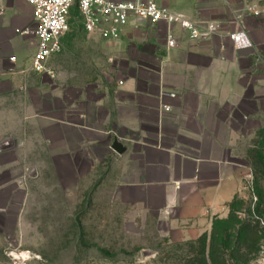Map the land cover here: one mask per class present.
<instances>
[{"label":"crops","instance_id":"obj_1","mask_svg":"<svg viewBox=\"0 0 264 264\" xmlns=\"http://www.w3.org/2000/svg\"><path fill=\"white\" fill-rule=\"evenodd\" d=\"M155 1L196 24L232 11V0ZM35 29L26 0L0 1V217L25 201L27 151L34 161H48L53 176L82 177L105 166L114 197L151 218L168 239L208 236L216 220L228 218L252 176L241 145L249 135V104L257 110L259 96L248 90L245 57L226 27L191 41L165 22L132 18L114 39L81 25L62 37V52L42 75L31 66ZM79 49L81 63L105 57L111 71L92 66L89 82L81 75L74 84ZM59 55L64 88L53 79L44 85L46 76L55 77L57 60L52 69L49 62ZM116 142L122 154L112 149Z\"/></svg>","mask_w":264,"mask_h":264},{"label":"rangeland","instance_id":"obj_2","mask_svg":"<svg viewBox=\"0 0 264 264\" xmlns=\"http://www.w3.org/2000/svg\"><path fill=\"white\" fill-rule=\"evenodd\" d=\"M229 4L232 11L217 15L218 22L197 23L213 25L212 36L224 27L228 37L240 31L247 35L249 46L240 55L247 64L248 90L259 96L257 110L249 104V135L241 145L252 176L228 218L216 220L208 236L191 241L168 239L151 218L114 197L112 175L105 174V166L82 177L53 176L48 161L32 159V152L26 151L31 149L28 144L24 161L30 171L28 192L21 207L11 209L7 218L0 217V264H201L213 241L210 264H264V167L258 162V147L264 142V0H232ZM70 24V33L81 28L77 12L72 13ZM111 51L105 48L106 53ZM80 55L81 49L73 64L79 76L74 84H81V75L84 83L89 82L86 77L92 66L111 71L107 58L90 65L87 60L81 63ZM55 60V77L46 76L43 83L53 79L64 88L65 63L59 55L50 60L49 68Z\"/></svg>","mask_w":264,"mask_h":264},{"label":"built area","instance_id":"obj_3","mask_svg":"<svg viewBox=\"0 0 264 264\" xmlns=\"http://www.w3.org/2000/svg\"><path fill=\"white\" fill-rule=\"evenodd\" d=\"M1 1V0H0ZM32 8L36 21V52L32 59V70L38 74L48 73V61L62 52V37L70 30V16L76 7L88 34H98L103 39L118 37L122 29L133 18L150 25L165 22L167 25H179L185 30L191 41L209 39L215 33L213 25H199L182 15L173 14L160 7L155 0H134L116 2L112 0H26ZM229 39L238 49L249 46L244 32L231 34ZM171 36L167 46L174 47ZM164 110L169 107L164 106Z\"/></svg>","mask_w":264,"mask_h":264},{"label":"trees","instance_id":"obj_4","mask_svg":"<svg viewBox=\"0 0 264 264\" xmlns=\"http://www.w3.org/2000/svg\"><path fill=\"white\" fill-rule=\"evenodd\" d=\"M259 150V156H258V162L261 164L262 167H264V142L260 143V146L258 147ZM215 246V242L213 241L212 244L210 245V251L208 253V257L205 258V256L203 257L204 259L201 260V264H210L213 263V256H212V252H213V248Z\"/></svg>","mask_w":264,"mask_h":264},{"label":"water","instance_id":"obj_5","mask_svg":"<svg viewBox=\"0 0 264 264\" xmlns=\"http://www.w3.org/2000/svg\"><path fill=\"white\" fill-rule=\"evenodd\" d=\"M112 149L118 154H122L124 152V148H122L121 144L117 142L112 146Z\"/></svg>","mask_w":264,"mask_h":264}]
</instances>
